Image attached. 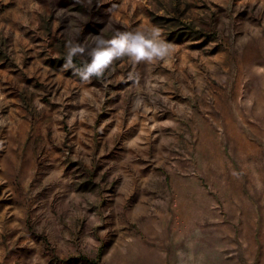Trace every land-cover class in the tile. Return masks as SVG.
Here are the masks:
<instances>
[{"label": "rangeland", "instance_id": "374dc122", "mask_svg": "<svg viewBox=\"0 0 264 264\" xmlns=\"http://www.w3.org/2000/svg\"><path fill=\"white\" fill-rule=\"evenodd\" d=\"M153 26L163 61L52 64ZM262 70L264 0H0V264H264Z\"/></svg>", "mask_w": 264, "mask_h": 264}, {"label": "clouds", "instance_id": "9594fccd", "mask_svg": "<svg viewBox=\"0 0 264 264\" xmlns=\"http://www.w3.org/2000/svg\"><path fill=\"white\" fill-rule=\"evenodd\" d=\"M93 46L85 44H66L65 68H72L84 81L92 78L101 79L115 62L124 58L134 63H152L168 58L173 45L162 36V30L153 26L150 30L117 31L111 38L105 39L101 34L92 36ZM87 54L89 60L76 68L73 61L77 56ZM264 71V70H262Z\"/></svg>", "mask_w": 264, "mask_h": 264}, {"label": "trees", "instance_id": "16d2710c", "mask_svg": "<svg viewBox=\"0 0 264 264\" xmlns=\"http://www.w3.org/2000/svg\"><path fill=\"white\" fill-rule=\"evenodd\" d=\"M74 61H76L77 63V68L81 67L84 62L79 61L77 58H74ZM52 64H54L55 66H63L65 64V59L62 58L60 60H54L52 61ZM102 248L99 250L97 256L94 259H91L90 262H92L93 264H102Z\"/></svg>", "mask_w": 264, "mask_h": 264}]
</instances>
